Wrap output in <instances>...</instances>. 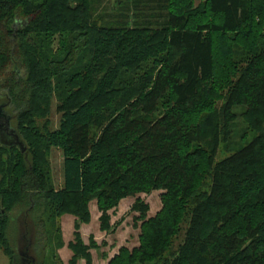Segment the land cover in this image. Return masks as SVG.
Masks as SVG:
<instances>
[{"label": "trees", "instance_id": "1", "mask_svg": "<svg viewBox=\"0 0 264 264\" xmlns=\"http://www.w3.org/2000/svg\"><path fill=\"white\" fill-rule=\"evenodd\" d=\"M94 1L0 0V87L27 146L0 142V248L11 264H28L19 248L44 249L45 214L88 222L96 199L109 229L110 208L161 190L140 246L122 247L110 264H264V0H153L152 19L134 27L100 25ZM149 63L153 72L142 71ZM132 71L137 79L124 81ZM239 108L256 134L218 160ZM53 147L64 152L59 189ZM76 232L71 247L90 261Z\"/></svg>", "mask_w": 264, "mask_h": 264}, {"label": "rangeland", "instance_id": "2", "mask_svg": "<svg viewBox=\"0 0 264 264\" xmlns=\"http://www.w3.org/2000/svg\"><path fill=\"white\" fill-rule=\"evenodd\" d=\"M201 1L196 0V4ZM153 3V0H95L94 19L100 25H117L126 20H128V24L132 27L135 26L137 20L145 25L143 21L148 22L152 19L149 13L154 10H150L149 7ZM142 16L143 20H141ZM15 24L17 26L21 25V20H17ZM58 36L54 37V48H59L60 46L61 41ZM142 71L153 72L152 64H144ZM139 73L132 71L124 75V81L130 82L136 80ZM0 81H4V76H0ZM223 104L224 100H219L217 103L218 107H221ZM56 106L57 100L54 98L49 115L52 129L58 128L61 119V114L57 111ZM0 108L3 109V112L7 116L11 117L10 124L7 119H4L2 122L12 132V129L17 128L16 110L8 101L6 91L1 87ZM244 112V108L236 110L238 118L234 123V127H232L233 131L230 137L227 140L221 139L220 141L217 153L218 160L232 154L254 138L256 133L247 128L243 120L242 114ZM221 136L223 137L224 135L221 134ZM13 139V134H9L6 137L0 136V141H12ZM48 157L52 170V182L56 188H62L64 184V152L60 148L53 147ZM161 195V190H155L151 193H139L122 199L118 205L107 211L110 216L109 229L102 228L101 216L103 211L99 209L96 199L89 202L90 220L88 222L79 221L78 216L71 212L62 214L56 221L51 220L48 214H45L43 218L47 221L48 231L46 245L44 249L35 250L36 252L30 253V255L35 258L37 264H110L112 259L119 254L122 247L133 250L140 246L142 224L144 221L155 217L161 211L163 207ZM16 213L14 212L13 215L16 216ZM77 223H80L78 229L76 228ZM17 224V222H13L10 230L13 241L17 238ZM187 227L188 219L181 223L178 234L172 240V252H176L178 247L184 242ZM77 230L80 233L83 245L87 246L86 251L91 255L90 261L85 257V254H83L84 256L82 255L80 248L76 252L71 247V243L78 241ZM22 249L20 250L19 248L20 253L24 250ZM79 252V257H75L76 253ZM166 258L171 259L172 254L167 253ZM163 260L147 264H164ZM0 264H11L10 257L4 253L2 248H0Z\"/></svg>", "mask_w": 264, "mask_h": 264}, {"label": "water", "instance_id": "3", "mask_svg": "<svg viewBox=\"0 0 264 264\" xmlns=\"http://www.w3.org/2000/svg\"><path fill=\"white\" fill-rule=\"evenodd\" d=\"M5 117H7V121L10 124V116H7L6 113H4ZM14 136V139L12 141H0L1 143L5 144V145H9V146H18L22 152H25L27 150V146L25 144V142L23 141V139L21 138V136L19 135L17 129H12L11 132ZM21 254L23 256H25V259L28 260V264H37L35 258H33L32 256H30L28 253H26L25 251H21Z\"/></svg>", "mask_w": 264, "mask_h": 264}, {"label": "flooded vegetation", "instance_id": "4", "mask_svg": "<svg viewBox=\"0 0 264 264\" xmlns=\"http://www.w3.org/2000/svg\"><path fill=\"white\" fill-rule=\"evenodd\" d=\"M4 119L6 120V117L4 115L3 109L0 108V136L1 137H6L7 135L9 136V134L12 135L11 129L8 128L7 125L6 126L3 125V122L2 121ZM1 122H2V124H1Z\"/></svg>", "mask_w": 264, "mask_h": 264}]
</instances>
